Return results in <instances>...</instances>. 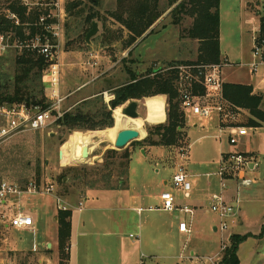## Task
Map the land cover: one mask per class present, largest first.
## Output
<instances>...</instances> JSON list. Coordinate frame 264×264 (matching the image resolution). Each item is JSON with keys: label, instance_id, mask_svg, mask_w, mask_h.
Instances as JSON below:
<instances>
[{"label": "rangeland", "instance_id": "1", "mask_svg": "<svg viewBox=\"0 0 264 264\" xmlns=\"http://www.w3.org/2000/svg\"><path fill=\"white\" fill-rule=\"evenodd\" d=\"M182 1L184 0L169 7V0H160V7L163 10L167 9L166 12L141 39L129 48L127 43L130 33L116 19V14L120 13L117 0H101L99 6L94 8V10H90L91 13H97L101 19L99 23L97 22L100 29L99 33L92 38L91 44L83 48H79V46L69 47L67 46L68 39L64 38V54L61 55L63 72L60 85L63 94L61 96L66 97V100L62 104V111L75 113L78 108L88 111L93 106L89 108L88 102L92 101L97 102L96 105L99 107L106 105L108 111L114 110L111 108V101L108 100L109 96L113 94L112 89L108 90V84H111V87H117L127 83L130 79V70L138 72L139 75H146L150 72L168 71L173 66H175L173 68H177L180 66L200 65L197 62L202 43L187 34L194 26L196 16H192L190 13L189 15H180V22L176 23L178 16L175 17L177 14L173 13L174 9ZM9 3L10 0H0V9ZM255 5L256 3L253 2L252 6L249 7V10L253 13L257 9ZM238 8L237 2L222 0L221 50L222 56H228L230 63L222 60L220 64H229L223 68L224 83L229 84H234L235 82L242 84L249 82L251 79L248 69L239 66L241 63L251 61L250 49L253 36L248 26L250 16L243 14L242 27H240L239 21L230 13L231 11L238 15ZM261 8L264 15V4ZM88 10L89 6H86V11ZM152 31L153 33L150 34ZM16 55L12 52L0 59V71L9 76L11 81L16 75ZM88 60H94L96 64L94 66L88 65ZM43 87L49 100V107L53 100L48 96L50 95V77L47 72L44 73ZM98 94L100 97L96 98L95 96ZM164 96L166 97L165 122L158 125H147L144 128L145 137L143 139L134 141L121 150L114 149L113 146L115 144L108 142L100 144L101 140L95 139L97 145H95L88 162L81 161L74 165H68L65 163L64 157L60 160V150L74 135L103 130L71 132L56 124L51 130L20 134L0 143V181L5 180L17 183L23 190L34 184L40 192L23 196L30 205V209L38 205L42 210H52L53 212L56 208L57 200L44 192L50 184L54 186L55 191L59 195L76 197L75 199L77 200L72 205L63 200V205H67L73 211L76 227L79 223V216L96 219L104 215L103 212L92 213L85 211V213H79L77 207H80L79 203L81 201L83 207L87 208L93 200L91 197L78 199L80 196L87 194L90 190H92L91 194H95V196L101 195L100 191L107 190L108 187L118 188L121 182H124V185L129 182V186L140 185L142 176L147 169L150 170L149 178H158V185L155 179L153 181L154 184L151 183L159 187L162 184L161 179H170L172 174L180 166L184 165L192 175V192L202 186L204 191L202 194H205L208 188L209 191L220 193L221 180L216 175L221 161L219 143H222L226 150H246L247 155L253 154L256 157V162L248 165L247 176L248 178L256 179L258 183L241 191L239 209L243 224L233 226L229 234H245L244 236H247L246 240L240 245L238 252V257L244 264H264V234L263 238L259 237L264 228V127L250 128L247 125L251 118L250 113L242 109L237 118V122H239L237 124L248 126L249 135L245 138H240L237 146H231L227 132L222 133L220 131L218 114H214L208 119L187 118L186 129L182 132L180 146L174 148L147 146L150 149L149 153H147L148 160H146L144 152L139 151L142 147L140 143L147 138L151 141L159 139L157 127L167 122L168 97ZM86 99L91 101L80 104ZM136 101L139 103V118H144L146 116L145 98ZM129 102L120 107L125 108ZM263 104L264 101H262L261 110H264ZM111 138L112 135L108 134L107 139L110 140ZM109 150H115L116 154L107 156ZM131 153H133V161L130 165V178L128 181L126 175L128 160L126 156ZM182 153L185 154L184 157ZM105 162L109 163L110 169L103 167ZM67 168H73V170H67ZM104 175H111L109 184L104 182ZM64 176H66L64 178L65 185L61 183V178ZM90 182L94 185L92 188H87L85 183ZM229 185L230 189L225 192V197L233 198L235 195V184L231 183ZM166 190L172 191V188L168 187ZM180 198L181 196H178L177 203L181 202ZM14 201L17 202V199H14ZM213 203L214 201L211 198L210 201H207V210L194 216L193 222L199 230L190 236L189 241H186V236L177 237L174 248L170 252H165L160 248L152 250L154 252L148 251V247L153 245L148 235V229L130 230L126 236L129 237V234H132L141 239L142 252L148 256L144 261L145 264H212L208 261L212 257H216L215 264H222L224 259L223 242L228 245L229 240L224 241L220 232H214L213 227L219 225V217L211 211ZM144 208H146V205H144ZM154 213L158 214L156 210L144 212V214ZM168 216L172 221L179 216V218L181 217L187 223H190V216L179 211L168 213ZM3 226L4 222L0 220V253H2L4 259H16L12 252L32 249L33 235L31 233L15 229L6 230ZM38 228L45 233L52 232L53 235L56 234L53 217H50L49 214L42 218ZM229 234H226L225 238H228ZM100 239L102 243L107 245L102 238ZM38 243L39 252H45V247L42 246L43 239L39 240ZM79 243L80 246H77L78 250L76 251V256L79 257L77 264H84L88 257L93 260L91 264H103L104 252L96 241L88 245L87 240L82 239ZM185 245V250H183ZM157 249H159L158 252ZM151 254H154V257H151ZM49 257L52 264H57L56 249ZM17 261V264L29 263L23 257L22 259L17 257ZM137 264L140 263L137 262Z\"/></svg>", "mask_w": 264, "mask_h": 264}, {"label": "built area", "instance_id": "2", "mask_svg": "<svg viewBox=\"0 0 264 264\" xmlns=\"http://www.w3.org/2000/svg\"><path fill=\"white\" fill-rule=\"evenodd\" d=\"M67 0H10V3L0 9V58L9 53L22 54L32 52L42 57L46 63L47 75L50 77V95L53 103L43 109L39 106L29 107L26 104L0 105V143L17 135L25 133H37L51 130L53 126L65 116L62 104L66 97L61 95V77L63 72L62 54H64L65 23L67 20ZM12 6L25 11L26 19L23 21L18 11ZM88 65L94 66L96 62L88 60ZM229 64L189 65L174 68L178 70L177 85L179 88L180 107L187 118L208 119L218 114L220 131L228 134L231 146H237L240 138L249 135L247 126L237 124L239 114L228 111V104L223 99V68ZM246 67L249 74H264V36H260V30L254 32L252 60ZM195 89H198L196 92ZM202 89L203 92L199 90ZM115 99L111 94L109 101ZM60 126V125H59ZM184 153L182 156L184 157ZM184 159V158H183ZM256 162V157L244 152L232 151L223 155L220 168L216 175L221 180L220 193L214 194L211 211L219 217L218 231L222 239L229 240L230 229L237 225L240 218L239 203L241 191L244 188L256 185L258 181L248 178V165ZM258 168V166H256ZM231 183L235 184V195L226 198L225 192L230 189ZM172 186L180 192L184 198L191 196L192 183L186 169L182 166L172 177ZM55 188L50 184L46 194H53ZM40 192L34 184L23 190L17 183L5 180L0 181V220L6 228L16 230H30L33 235V252H38V234L34 226V216L22 209V196ZM162 210L166 212L179 211L190 216V223L196 214V209L188 204L179 206L177 198L171 192L161 193ZM13 199V200H12ZM17 199V202L14 201ZM59 208L62 211L70 210L63 205V201L57 198ZM152 210V209H151ZM142 209L139 210V213ZM179 231L183 234H191L189 223L182 221ZM228 238H225V235ZM224 244L222 251L228 246ZM216 257L208 261L215 264Z\"/></svg>", "mask_w": 264, "mask_h": 264}, {"label": "trees", "instance_id": "3", "mask_svg": "<svg viewBox=\"0 0 264 264\" xmlns=\"http://www.w3.org/2000/svg\"><path fill=\"white\" fill-rule=\"evenodd\" d=\"M117 1L120 13L116 14V19L130 33L127 43L128 48L141 39L167 10L161 9L160 0ZM179 1L181 0H169V7H172ZM100 3L101 0L66 1L67 20L65 23V37L68 39L67 46H79V48L87 46L86 36L92 29L93 23L101 21L98 14L91 13L90 10H94ZM86 6H89L88 11H86ZM12 7L15 11H18L23 21H25V11L15 6ZM173 13L177 14L175 17L178 16L176 23L180 22V15H189L190 13L192 16H196L194 26L187 34L189 37L198 39L202 43L197 63L200 65L220 64L222 62L220 48V0H184L174 9ZM260 27V36L263 37L264 16L260 18ZM152 33L153 31L150 34ZM16 56V75L12 81L9 76L0 71V105L19 103L26 104L29 107L39 106L43 109L47 108L49 100L45 95L43 87V77L46 71L44 59L35 53L26 51ZM173 67L168 71L150 72L146 75H139L138 72L130 70V79L127 83L118 85L117 87H111V84H108V90L112 89V93L115 95V99L110 102L112 109L132 100H140L157 95H166L168 97L167 122L157 127L159 139L151 141L147 138L140 143L142 147L174 148L180 146L179 144L182 142L181 136L183 130L186 129V117L180 107V93L177 85L179 73ZM195 91L197 92L198 89H195ZM199 91L203 92L202 89ZM95 97L98 98L100 95L98 94ZM90 99H86L80 104ZM223 99L228 104V111L236 112L237 114H240L242 109L249 111L251 117L247 123L249 127H264V110H261L263 96L253 95V88L251 86L224 83ZM96 104L97 102H88L89 108L93 105L90 110L85 111L82 108H78L75 113L65 114L58 122V125L71 132L105 130L112 127L113 110L108 111L106 105L101 104L102 106L99 107ZM110 154H116V151L109 150L107 156ZM132 155L133 153L126 156L128 160L127 177ZM103 167L110 169L108 162H105ZM67 170L72 171L73 168H67ZM65 177L61 178L63 185H65ZM110 178L111 175H104V182L109 184ZM85 184L87 188H92L94 185L91 182ZM115 189L108 187L107 190ZM71 217L72 211L70 210H59L58 212L59 264L69 263V242L72 230ZM263 234L264 228L259 237L261 238ZM246 238L247 236L237 234L231 236L230 244L224 250L222 264H240L238 251Z\"/></svg>", "mask_w": 264, "mask_h": 264}, {"label": "crops", "instance_id": "4", "mask_svg": "<svg viewBox=\"0 0 264 264\" xmlns=\"http://www.w3.org/2000/svg\"><path fill=\"white\" fill-rule=\"evenodd\" d=\"M232 1L238 3L239 13L237 15L230 11L231 15H234L235 19L239 21L240 27H242L243 14L249 15L250 17L248 20V26L251 30L250 32L252 36H254V32L261 29L259 16L260 14L261 16H264L262 14V8H261V6L264 4V1L262 0H232ZM253 2L256 3L255 8H257L254 13L249 10V7L252 6ZM256 13L258 14V16ZM220 17H221V27H222V22H223L222 0H220ZM220 48L222 49V36H220ZM252 48H253V37H252V46L250 49L251 60H252ZM221 54H222V50H221ZM228 58H229L228 56H222L223 61H227L228 63H230ZM243 64H247V63H243ZM250 76H251V79L249 80V82L242 83V85L251 86L253 88V95H262L263 101H264V74L262 73L258 75L250 74ZM234 84H241V83L235 82ZM219 145H220L221 159L223 155L229 152H232V151H236L232 149L226 150V148L224 147L222 143H219ZM149 149L150 147H141L139 149V151L144 152L146 160H148L147 153H149ZM238 152L247 153L246 150H239ZM132 161H133V155H132L130 165ZM130 165H129L128 181L130 178ZM184 168L186 169L185 166ZM177 171L178 170H176L172 174L170 179H167V178L161 179L162 184L159 187H156L153 185L154 179L156 180V183L158 185V178H149L150 170L147 169L145 170L142 176V179H141L142 182L140 185L136 184L134 186H129L128 185L129 182H127L126 185H124V182H121L119 187L116 188L115 190L100 191L101 195L98 194V196H95V194H91L92 190L88 191L87 194H84V195L80 194L82 196H80L78 199H87L91 197L93 200H92L91 205L88 206L87 208L83 207V204L81 201L79 203L80 207H77V211L79 213H85V211L92 212V213L103 212L104 215L96 219H92L89 217L82 218L81 216H79L80 217L78 220L79 223L77 221L78 226L75 227V219L73 216L74 214H73V211L70 210L72 211V217H71L72 230H71V238L69 242L70 243V246H69L70 258H69L68 264L78 263L79 257L76 256V251L78 250L77 246H80L79 241L82 239H86L88 245L95 243V241L98 243V246L104 252L103 259H102L103 264H137V262L140 264H145L144 261L148 256H146L142 252L143 246H142L141 239L132 234H129V237H127L126 234L130 230L135 231L137 229L139 230L148 229V235L150 236L153 242V245L152 246L150 245L148 247V251L150 252H154L152 250H155V248H160L161 250H164L165 252L166 251L170 252L174 248V244H175L177 237H180V236H186V241H189L190 236L195 231L199 230V228L195 226L196 224H194L193 222L194 218L192 219L193 220L192 223H189L190 228L192 229L191 234L188 235V234L181 233L179 231V224L180 222L185 221V220L177 216L174 219V221H172L171 218L168 216V213H173V212H166L161 209L162 208V200L160 198L161 193L164 191H168L166 190V188L171 187L172 191H168V192L173 193L175 197L177 198V200H178V196H181L180 198L181 202L178 203V205L181 206L184 204H188L192 206L193 208L196 209L195 215H197L200 212L202 214L204 211H206L207 201H210L212 196L217 193L214 191H209V188H208L206 193L202 194L204 193V191L201 186L199 188H196L194 192H192L191 190V196L189 198H184V196L180 192L175 191L172 186V177ZM186 171L189 174L190 180H191L192 175L190 174V172H188L187 169ZM48 195L53 196L56 200L57 198L61 199L62 201L64 200V202H67L68 204H71V205L74 204V202L77 200L75 199L76 197L74 196L59 195L56 191H54L53 194H48ZM106 195L108 196L105 197ZM23 196L21 199L22 209L25 212H29L34 216V219H35L34 226L37 229L38 241L39 240L41 241L43 239L42 246L45 247L44 248L45 252H39V250L38 252H33V246H32V249L29 251L23 250L22 252H12L14 254V257H16V259H10V260L4 259L2 257V253H0V264H17L18 262L17 257H19L20 259H22L23 257V259L29 262L28 264H52V261L49 256L53 254L54 249H56L57 256H58L57 264H59L58 212L60 208H59L58 202L53 212L52 210L50 211L42 210L39 208L38 205H36V207L34 208L31 207L30 209L29 208L30 205L25 200V198H23ZM144 205H146V208H144ZM141 209H142V212L139 213V210ZM154 210H156L158 214H155V213L154 214H144L145 211H154ZM47 214H49L50 217H53V220L55 223V230H56L55 235H53L52 232L45 233L42 231V229L38 228V226L40 225L42 221V218L46 217ZM239 215H240V218L237 223L238 226L243 224V221L241 219L240 209H239ZM219 224H220V221H219ZM218 226L216 225L215 227H213L215 233H219V231L217 230ZM3 228H5L6 230L12 229V228L8 229L6 228V226H3ZM17 231L31 233L30 230H17ZM232 235H235V234L231 233L230 236ZM237 235L244 236L245 234L244 235L237 234ZM100 238H102L104 242L107 243V245L102 243ZM261 238H263V236ZM185 247L186 245L184 246L183 250H185ZM158 250L159 249H157V252ZM80 253H81V250H80ZM153 255L154 254H151L150 256L154 257ZM92 261L93 260L90 257H88V259H86L84 264H91ZM240 264H244L242 260H240Z\"/></svg>", "mask_w": 264, "mask_h": 264}, {"label": "bare ground", "instance_id": "5", "mask_svg": "<svg viewBox=\"0 0 264 264\" xmlns=\"http://www.w3.org/2000/svg\"><path fill=\"white\" fill-rule=\"evenodd\" d=\"M146 116L144 118L133 119L123 113L124 107H117L113 110L114 125L103 131L89 132L88 134L74 135L64 147L62 153L65 163L74 165L81 161H90V155L95 148V139H100L102 143L115 144L120 132L124 130H135L139 132V139L145 137L144 128L147 125H158L166 120V97L157 95L145 98ZM108 134L112 135L109 140ZM99 144V143H98ZM81 146H87L89 157L87 159L80 156Z\"/></svg>", "mask_w": 264, "mask_h": 264}, {"label": "water", "instance_id": "6", "mask_svg": "<svg viewBox=\"0 0 264 264\" xmlns=\"http://www.w3.org/2000/svg\"><path fill=\"white\" fill-rule=\"evenodd\" d=\"M99 24L97 22L93 23V27L90 30V32L86 36V44L90 45L91 40L93 37H95L99 33ZM139 103L136 100H133L129 102V104L123 109V113L133 119L139 118L138 113ZM139 140V132L135 130H124L119 133L117 137V141L115 145L113 146L114 149L121 150L123 148H126L128 145H130L132 142ZM60 160L63 157V153L60 150L59 153ZM80 156L82 158L87 159L89 157L88 147L87 146H81L80 149Z\"/></svg>", "mask_w": 264, "mask_h": 264}]
</instances>
